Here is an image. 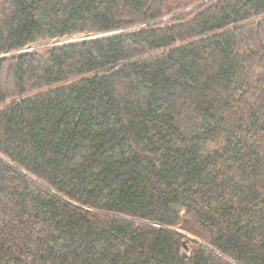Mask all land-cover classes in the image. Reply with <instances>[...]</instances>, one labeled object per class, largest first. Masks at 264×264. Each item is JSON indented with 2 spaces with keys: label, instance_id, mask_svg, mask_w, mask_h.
<instances>
[{
  "label": "trees",
  "instance_id": "trees-1",
  "mask_svg": "<svg viewBox=\"0 0 264 264\" xmlns=\"http://www.w3.org/2000/svg\"><path fill=\"white\" fill-rule=\"evenodd\" d=\"M0 264H264V0H0Z\"/></svg>",
  "mask_w": 264,
  "mask_h": 264
},
{
  "label": "rangeland",
  "instance_id": "rangeland-1",
  "mask_svg": "<svg viewBox=\"0 0 264 264\" xmlns=\"http://www.w3.org/2000/svg\"><path fill=\"white\" fill-rule=\"evenodd\" d=\"M49 42H51V41H45V42L43 41V42H39L37 45H38V46H42V45H45V44H49ZM37 45H36V46H37ZM38 46H37V47H38ZM184 249H185V248H184Z\"/></svg>",
  "mask_w": 264,
  "mask_h": 264
}]
</instances>
